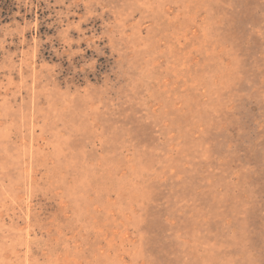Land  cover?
<instances>
[{
	"label": "rangeland",
	"instance_id": "rangeland-1",
	"mask_svg": "<svg viewBox=\"0 0 264 264\" xmlns=\"http://www.w3.org/2000/svg\"><path fill=\"white\" fill-rule=\"evenodd\" d=\"M0 264H264V0H0Z\"/></svg>",
	"mask_w": 264,
	"mask_h": 264
}]
</instances>
